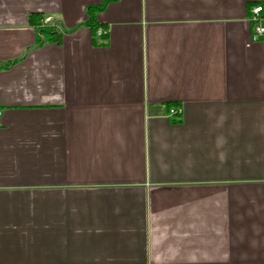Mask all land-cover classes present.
I'll return each mask as SVG.
<instances>
[{
  "label": "crops",
  "instance_id": "1",
  "mask_svg": "<svg viewBox=\"0 0 264 264\" xmlns=\"http://www.w3.org/2000/svg\"><path fill=\"white\" fill-rule=\"evenodd\" d=\"M105 2L0 0V264H264V0Z\"/></svg>",
  "mask_w": 264,
  "mask_h": 264
},
{
  "label": "trees",
  "instance_id": "2",
  "mask_svg": "<svg viewBox=\"0 0 264 264\" xmlns=\"http://www.w3.org/2000/svg\"><path fill=\"white\" fill-rule=\"evenodd\" d=\"M111 1L113 0H106V2L104 3V5L100 6V7H89L87 9V14H88V21L86 23V26L88 28H90V30L92 31L93 35L96 38L102 39V40H106L107 39V35H104L102 37H98V30L100 29V25L98 24L97 21V16L99 13H101L107 4H109ZM40 15L38 14H32L30 15V23L34 26H36V33H37V39H36V44L37 47H42L47 43H55L58 45L62 44V39L63 36L60 32H58L57 30H55L54 28H47V27H40L39 23H40ZM96 41V40H95ZM104 46V44H103Z\"/></svg>",
  "mask_w": 264,
  "mask_h": 264
},
{
  "label": "built area",
  "instance_id": "3",
  "mask_svg": "<svg viewBox=\"0 0 264 264\" xmlns=\"http://www.w3.org/2000/svg\"><path fill=\"white\" fill-rule=\"evenodd\" d=\"M262 12H263V7L254 8L253 17H254L255 22L259 21L260 14ZM97 34H98V37H102V36L106 35V32L102 29H99ZM262 38H264V27H262L260 25H256L255 30H254V35H253V41L254 42L259 41ZM170 114L172 116L181 115L182 111L180 109L179 110L172 109V110H170ZM1 115H2V112L0 111V117H1Z\"/></svg>",
  "mask_w": 264,
  "mask_h": 264
}]
</instances>
